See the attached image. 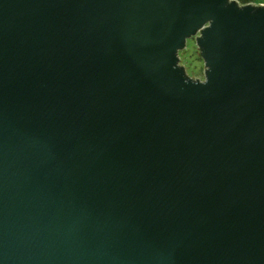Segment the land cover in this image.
Returning <instances> with one entry per match:
<instances>
[{
  "label": "water",
  "instance_id": "95a60500",
  "mask_svg": "<svg viewBox=\"0 0 264 264\" xmlns=\"http://www.w3.org/2000/svg\"><path fill=\"white\" fill-rule=\"evenodd\" d=\"M257 8L0 0V264H264Z\"/></svg>",
  "mask_w": 264,
  "mask_h": 264
},
{
  "label": "rangeland",
  "instance_id": "374dc122",
  "mask_svg": "<svg viewBox=\"0 0 264 264\" xmlns=\"http://www.w3.org/2000/svg\"><path fill=\"white\" fill-rule=\"evenodd\" d=\"M238 9H242L244 6H241L239 0H234ZM253 2L254 8L255 6H260L264 4V0H250ZM240 4V5H239ZM259 8V7H258ZM257 8V9H258ZM202 50L198 48L197 43L194 38L188 39L186 41V47L184 50L178 53V67L182 68L186 77L193 82L205 83L206 82V71H205V62L204 58L201 55Z\"/></svg>",
  "mask_w": 264,
  "mask_h": 264
},
{
  "label": "flooded vegetation",
  "instance_id": "af4514ba",
  "mask_svg": "<svg viewBox=\"0 0 264 264\" xmlns=\"http://www.w3.org/2000/svg\"><path fill=\"white\" fill-rule=\"evenodd\" d=\"M234 1V0H233ZM240 5V4H239ZM247 5H253V3H250V4H246V5H241V6H247ZM254 6V5H253ZM260 6H264V4H261ZM260 6H255V7H260ZM209 25L208 24H204L202 28L198 29V33L201 34L202 30L207 28ZM197 34V33H196ZM201 37V36H200ZM195 39L196 43H197V36L195 35L194 37H192ZM198 46V45H197ZM198 48L200 49V47L198 46Z\"/></svg>",
  "mask_w": 264,
  "mask_h": 264
},
{
  "label": "trees",
  "instance_id": "16d2710c",
  "mask_svg": "<svg viewBox=\"0 0 264 264\" xmlns=\"http://www.w3.org/2000/svg\"><path fill=\"white\" fill-rule=\"evenodd\" d=\"M239 1H240V3H241L242 5H246V4L253 3V2L250 1V0H239Z\"/></svg>",
  "mask_w": 264,
  "mask_h": 264
},
{
  "label": "built area",
  "instance_id": "2783aa9c",
  "mask_svg": "<svg viewBox=\"0 0 264 264\" xmlns=\"http://www.w3.org/2000/svg\"><path fill=\"white\" fill-rule=\"evenodd\" d=\"M196 36H197V38H200L201 34H199V33L197 32Z\"/></svg>",
  "mask_w": 264,
  "mask_h": 264
}]
</instances>
